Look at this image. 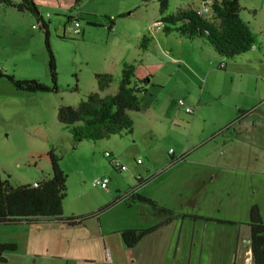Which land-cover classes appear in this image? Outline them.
Wrapping results in <instances>:
<instances>
[{
	"label": "rangeland",
	"instance_id": "obj_1",
	"mask_svg": "<svg viewBox=\"0 0 264 264\" xmlns=\"http://www.w3.org/2000/svg\"><path fill=\"white\" fill-rule=\"evenodd\" d=\"M3 5L0 3V7ZM187 5L200 7L201 2L168 0L163 15L175 13ZM77 10L80 12L79 34L74 33L66 18L67 15L77 17ZM160 16L156 0H78V5L71 3L63 8L44 9V21L50 20L47 27L48 46L55 61L56 92L19 91L6 79L0 81V180L8 179L15 186L50 177L47 153L52 151L59 157V166L67 175L66 196L63 200L65 210L75 200H79L82 209H89L108 199L104 189L92 186L94 179L109 180L110 175L112 180L107 183L108 189L118 185L120 193L125 192L130 184H135L132 178L131 182L116 179L127 172H119L104 156L105 152H122L125 164L128 166L131 163L135 173L140 169L142 173L139 175L146 179V183L138 186L137 191L153 198L159 206L173 211L177 229L182 227L190 233L192 230L205 229L210 235L217 232L219 239H227L223 246L226 252L233 250L240 229L237 247L243 255L242 264H250L251 255L247 253L249 229L246 224L253 205L257 206L264 223L263 165L252 161L249 170L233 171L206 165L196 167L190 162L203 156V152L209 149L221 153L223 150L225 152L226 147L228 153L230 143L220 138L200 145L198 150L191 152L193 154L188 161L185 162V157L178 159L180 147H185L188 139L190 148L202 127H205L203 133H210L218 124L211 123L216 109L215 106H209L201 114L190 136L191 126L188 122L193 112L186 113L177 104L178 99L185 103L182 99L187 93L184 76L176 69L177 65L169 66L163 59V49H166L164 44L153 41L154 37L159 36L160 30H157L156 23ZM18 18L21 21L18 24L20 28L11 25L8 34H0V45L3 47L0 50V63H4L7 74L16 79H36L50 86L44 30L30 14ZM110 19H113L111 30L107 28ZM36 23L39 28L33 29L32 24ZM0 30L3 28L0 27ZM17 31L21 34H17ZM143 36L151 37L146 42V49L139 46ZM124 63L134 66L135 80L147 78L144 75L149 71L153 74L152 81L156 83L145 86L147 92L144 95L148 102H141L143 111L128 112L135 121V133L120 132L98 141H74L67 127L57 120L58 107L76 106L88 93L97 91L96 73H109L112 76L107 95L114 94ZM259 82L264 84L262 79H258ZM251 83L249 90L253 93L255 86L253 81ZM222 102L226 103L227 99L222 98ZM185 104L195 109L194 105ZM259 107L264 115V102ZM146 116H150L152 121L153 132L149 134H145L148 127H145L143 120ZM157 123L161 124L159 130L153 127H158ZM261 143L264 146L263 139ZM168 149L174 151L173 157L167 154ZM210 174L214 178H209ZM112 193L116 194L114 191ZM84 200L94 203L86 205L82 203ZM140 206L130 209L121 205L110 212L126 215V218L122 215L123 225L127 223L143 227L152 224L154 219L150 215L136 214L141 213ZM144 208L151 209L148 205ZM110 212L105 218L110 219ZM22 224L25 223H0V240L15 236L18 241L17 250L7 252L6 262L0 264H22L19 256L24 254V234L18 227ZM178 232L174 236V245ZM215 249L213 257L217 261L214 264H222L218 261L219 256H216L218 248ZM25 259V264H50L42 258ZM202 264H208L206 253Z\"/></svg>",
	"mask_w": 264,
	"mask_h": 264
},
{
	"label": "crops",
	"instance_id": "obj_2",
	"mask_svg": "<svg viewBox=\"0 0 264 264\" xmlns=\"http://www.w3.org/2000/svg\"><path fill=\"white\" fill-rule=\"evenodd\" d=\"M8 1L19 2L20 0ZM32 1L43 21L45 20L43 17L44 9L63 8L65 5L75 3V0ZM238 1L241 7L239 16L248 25L253 38V45L246 53L228 59L220 56L206 43L187 40L171 32L164 34L159 31V36L154 37L155 39L153 41L164 44L166 49H163V59L169 66L174 65L176 67L175 65H177L176 69L180 70L184 76L187 93L184 94L182 99L185 103L195 106L193 115L188 122L191 126L190 136L195 125L198 124V119L201 118L203 111L209 106H215L216 109L215 117L211 121L214 125L216 123L218 124L213 127L215 129L210 133H203L205 127H202L201 133L196 136L197 140L190 145V148L188 147L189 139L185 147H180L181 153L179 156H182V158L185 157L186 162L194 153V150L199 149L200 145L214 138V140L220 138L230 143L228 153L226 147L225 152L223 150L221 153L217 150V152H214L209 149V151L203 152V156L193 161L190 160V162L196 165V167L206 165L212 168L220 167L233 171H247L253 161L257 165H263L262 170L264 171V161H262L264 160V146L261 143L262 139L264 142V115L259 107L264 102V84L258 83V79L264 81V0ZM23 14H30L36 20L37 16L35 17V15L29 12L18 11L6 5L1 6L0 17L8 19H0V27L3 28V30H0V34H8L12 26L20 28L21 25L18 24L21 21L18 17ZM76 14V18L80 19V12L78 10ZM49 22L50 20L44 21L47 27ZM17 34H21V32L17 31ZM2 48L0 45V50ZM6 70V65L0 63V74H7ZM146 76V84L151 83L156 85L152 81L153 74L147 71L144 77ZM2 79L5 78L0 75V81ZM251 81H253L255 86L253 93L249 90L252 85ZM258 84L260 86H257ZM109 87L110 85L103 91H99V95L101 97L107 96ZM146 92L147 89L145 88V91L140 94L141 96H138L140 108L137 112L143 111L141 107L142 101L145 104L148 102V98L144 95ZM237 96L238 98H236ZM222 98L227 99V102L223 103ZM172 100L175 101L173 98ZM239 110L244 111L245 114L237 120L236 113ZM229 114L230 118L228 119L227 116ZM174 118L172 117V119ZM132 121L133 130H131L130 134L132 131L135 133L136 129L135 121L133 119ZM143 121L145 127H148L145 134L152 133L150 116H146ZM201 121L204 122V118ZM157 126H153L155 130L161 129L160 123H157ZM202 134L207 135L204 136ZM170 150L168 149L167 154L173 157L174 151ZM110 154L116 163L113 164L108 158L109 163L112 166L117 164V170L119 172H127L125 175H119L116 179L131 182L132 178L135 184L131 185L129 183V187L123 193H120L121 191L118 185L114 186L111 189L112 191L108 189L107 185L104 193L108 195V199L104 203L89 207V209H82L79 205V200L71 201L68 210H65V206L63 205L62 211L65 217L87 215L97 211L101 207H106L103 211L109 208L108 212L102 211L97 216L87 217L80 224L67 226L55 220H46L40 221L37 225L22 224V226H18L24 234V254L19 256L22 259V264H25L27 260L25 258L31 257H35V259L42 258L50 264L58 262L59 264H202L204 253H206L208 264H214L217 261L213 257L215 248H218L216 256H219L218 261H221L222 264H227V262L242 264L241 258L243 255H241L240 249L237 247L240 229H238L233 250L226 252L223 247L227 241L226 238L219 239L217 232H213L211 235L207 234L205 229L201 231L192 230L191 233L183 230L182 227L177 229V219H173L171 222L145 235L134 246L127 247L121 239V230L152 226L161 219V216L151 209H145L144 207H147V205L138 201L136 198V195H139L154 201L150 196L142 195L137 191V187L143 185V183L137 185V179L146 180L143 179V176L139 175V173H142L141 170L137 169V173L132 171V168H134L133 165L130 163L127 166L125 164V158L122 152L115 151L110 152ZM209 178H214V175L212 176L210 174ZM111 180L112 177L109 175L108 182ZM36 182L33 181L32 184ZM113 191L118 194H113ZM131 191L133 192V196L122 197V194ZM119 196L123 199L117 200ZM91 201L84 200L82 203L86 205L94 203ZM121 205L130 209L133 206L141 205L139 208L141 209V213L136 214L142 216L150 215L154 219L153 223L143 227H139V225L130 226L127 223L123 225L121 220L123 221L122 215L124 214L121 212H110L112 209ZM109 212L112 213V216L110 219L109 217L105 218V215ZM124 217L126 218V215ZM149 221L152 222V220ZM177 231L179 232L176 244L174 245V236L177 234ZM16 242L18 241L15 236L0 240V243L16 244ZM247 243V253H250L249 237ZM106 248L109 250V262L106 260ZM244 248L242 247V249ZM6 253H4V257H6ZM7 255L9 256L10 254Z\"/></svg>",
	"mask_w": 264,
	"mask_h": 264
},
{
	"label": "trees",
	"instance_id": "obj_3",
	"mask_svg": "<svg viewBox=\"0 0 264 264\" xmlns=\"http://www.w3.org/2000/svg\"><path fill=\"white\" fill-rule=\"evenodd\" d=\"M158 3L162 33H174L177 36L206 43L220 56L231 59L248 52L253 45V38L248 25L239 16L238 0H200L207 7L206 13H199L200 7L187 5L175 13L163 15L168 0H156ZM9 7L18 11H26L35 15L41 24L48 52V69L51 85H45L36 79H16L10 74L2 75L16 90L26 92H56V71L53 54L48 46V29L32 0L10 2L1 0ZM75 5L78 0H75ZM69 22L74 17L67 15ZM113 19H110L108 29L111 30ZM151 37H142L139 46L146 49V42ZM97 91L90 92L76 106L61 105L57 109V120L64 124L74 141H98L120 132L130 133L133 121L129 111L140 108L139 94L145 91L146 79H134V66L124 63L114 94L101 97L99 91L106 89L112 82L109 73H96ZM135 80V81H134ZM245 114L236 113L238 120ZM235 119V120H236ZM50 161L51 175L36 183L11 185L8 179L0 180V223L16 225L25 223L37 225L40 221L55 220L62 225L80 224L87 217L97 216L106 207L82 216H63V200L66 196V173L59 166V157L52 151L47 153ZM182 156H179V160ZM116 169L118 166H114ZM146 180L137 179V185ZM133 196V195H132ZM138 201L150 206L161 216L154 225L146 228H129L121 230V239L127 247L134 246L142 237L155 231L162 225L171 222L176 215L170 209L159 206L155 201L136 195ZM121 196L117 200H122ZM249 248L250 264H264V223L261 220L257 206L250 208ZM196 218V217H195ZM221 223H232L221 221ZM15 243H0V263L5 262L6 252L15 251Z\"/></svg>",
	"mask_w": 264,
	"mask_h": 264
},
{
	"label": "built area",
	"instance_id": "obj_4",
	"mask_svg": "<svg viewBox=\"0 0 264 264\" xmlns=\"http://www.w3.org/2000/svg\"><path fill=\"white\" fill-rule=\"evenodd\" d=\"M1 1V0H0ZM199 13H206L207 12V7L205 5H201L199 10H198ZM69 23L71 24L72 26V29L74 31V33L76 34H79L80 30H79V20L78 18L74 17L73 19H71L69 21ZM157 29H159L161 27V23L157 22ZM32 28L33 29H38L39 28V24L36 23V24H33L32 25ZM177 104L180 105L181 107H183V110L186 112V113H189L191 114L194 109L188 105H186L181 99H178L177 100ZM171 151V150H170ZM104 156L109 158V160L114 164L116 163L115 162V159L111 157V154L109 152H105L104 153ZM137 162H140V160H137ZM115 166H117V164H115ZM107 183H108V180L107 178H97V179H94L93 182H92V186H98L102 189H106L107 187ZM133 195V192H127V193H124L122 194V197L125 198V197H130ZM105 255H106V260L107 262H109V250L108 248L105 249Z\"/></svg>",
	"mask_w": 264,
	"mask_h": 264
}]
</instances>
